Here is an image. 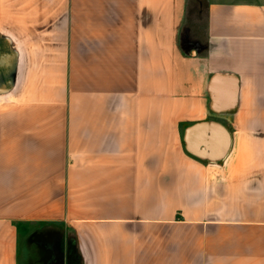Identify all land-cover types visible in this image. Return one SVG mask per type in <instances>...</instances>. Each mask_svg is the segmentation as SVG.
Returning a JSON list of instances; mask_svg holds the SVG:
<instances>
[{
	"label": "crops",
	"instance_id": "obj_1",
	"mask_svg": "<svg viewBox=\"0 0 264 264\" xmlns=\"http://www.w3.org/2000/svg\"><path fill=\"white\" fill-rule=\"evenodd\" d=\"M196 1L0 0V264H264V0Z\"/></svg>",
	"mask_w": 264,
	"mask_h": 264
},
{
	"label": "rangeland",
	"instance_id": "obj_2",
	"mask_svg": "<svg viewBox=\"0 0 264 264\" xmlns=\"http://www.w3.org/2000/svg\"><path fill=\"white\" fill-rule=\"evenodd\" d=\"M196 2L198 6L191 12V16L194 20L190 22L189 27H192L191 30H193V34H198L197 36L202 37L204 34V8L206 7L207 0H198ZM211 93L213 94L210 96V102L217 106L221 99L220 90L216 86H212ZM38 228L43 229V226H38Z\"/></svg>",
	"mask_w": 264,
	"mask_h": 264
},
{
	"label": "trees",
	"instance_id": "obj_3",
	"mask_svg": "<svg viewBox=\"0 0 264 264\" xmlns=\"http://www.w3.org/2000/svg\"><path fill=\"white\" fill-rule=\"evenodd\" d=\"M16 228H17V230H20L21 229V227H22V224L21 223H16Z\"/></svg>",
	"mask_w": 264,
	"mask_h": 264
}]
</instances>
